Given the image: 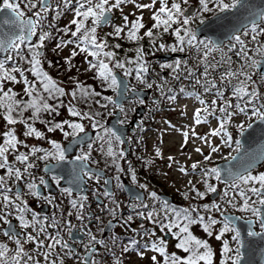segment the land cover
Returning <instances> with one entry per match:
<instances>
[{"label":"snow or ice","instance_id":"1","mask_svg":"<svg viewBox=\"0 0 264 264\" xmlns=\"http://www.w3.org/2000/svg\"><path fill=\"white\" fill-rule=\"evenodd\" d=\"M129 5L131 10L125 13ZM69 15L60 26L58 22ZM212 35L228 36L227 44L209 38ZM49 45L55 56L69 50L63 65L49 58ZM158 52L188 56L160 64L153 79L150 57ZM217 52L223 54L217 58ZM78 56L87 65L84 71L92 73L103 91L79 76H69L66 82L50 74L52 68L79 72L74 64ZM128 78L147 89L155 88L173 111L180 97L194 102L192 122L186 128L165 121L168 128L181 133L182 152L196 140L210 150L205 154L195 147L202 159L178 167L182 175L199 177L195 182L189 179L187 191L181 194L185 200H204L217 193L218 184H224L220 199L226 207L216 201L177 207L137 181L136 170L120 147L125 143L123 133L107 126L105 119L107 112L116 115L118 124L127 123L123 100L129 92H137ZM262 88L264 7L253 0H198L195 10L190 0H0V264H65L66 259L73 264H100L97 245L105 253L112 252V264H123V254L130 251L141 259L151 252V264H250L257 239L264 240V171H255L264 162V143L246 147L244 138L255 124H264ZM109 90L119 99L103 94ZM116 110L125 113V118ZM62 111L66 118L57 120ZM181 115H187L186 111ZM202 125L209 126L204 134L197 132ZM52 133H60L61 139L53 138ZM212 138H218V143ZM223 149L230 150L227 156ZM94 151L110 158L106 166L117 173L104 179L105 185L114 179L116 188L124 189L121 174H130L151 202L137 194L138 202L129 205L132 213L118 220L120 204L114 193L110 188L102 193L115 205L108 211L112 220L122 221L121 227L131 228L134 218L153 226L150 230L143 225L131 229L134 235L123 243L119 255L87 225L77 229L71 220L61 223L55 212L41 216L27 198L59 208L55 196L45 195L55 186L76 211V219L84 221L88 197L80 194L81 185L85 178L99 183L104 171L90 166L100 163L93 158ZM217 154L231 166H208ZM154 158L163 159L159 147ZM167 160L168 168L179 164L173 156ZM120 161L129 164L127 172ZM143 163L148 167L154 161ZM213 180L217 183H211ZM65 181L68 186H62ZM198 183L204 191L197 188ZM229 208L242 215L229 214ZM237 221H243L246 230ZM65 230L68 239L62 234ZM83 237H87L86 243ZM111 239L115 245L119 237ZM213 239L218 247L211 243Z\"/></svg>","mask_w":264,"mask_h":264},{"label":"rangeland","instance_id":"2","mask_svg":"<svg viewBox=\"0 0 264 264\" xmlns=\"http://www.w3.org/2000/svg\"><path fill=\"white\" fill-rule=\"evenodd\" d=\"M191 6H194V8H196L198 6V0H190ZM131 5H129L128 7L125 8V13H128L131 10ZM23 8V5H22ZM139 14V13H137ZM145 23H148V13L147 11H145ZM117 23L120 22L119 17L120 14L117 13ZM70 15L62 18L64 20L63 24L67 23V20L70 19ZM106 31L109 29H105ZM226 49V48H225ZM227 51V49L225 50ZM64 54L69 55V50L65 49ZM215 55L217 56V58H219L222 53L217 52L215 53ZM194 57V56H193ZM54 63H56L57 61H53ZM172 62V61H171ZM171 62H164V63H171ZM61 65H63V59L61 60ZM74 64L77 65V67L80 69L79 72H77L76 68L72 69V72H67L65 73L64 77L62 79H64L67 82V77L69 76H78L81 75L82 73H84V69L87 67L86 64L83 63V57L82 56H78L75 58L74 60ZM160 64H158L159 67ZM63 72H65L64 68H60ZM160 68H156V70H159ZM74 73V75L72 74ZM56 77V76H54ZM83 81H85L87 84L92 85L93 87H95L97 89V91H103L102 88L99 85V81L93 80L92 79V73L90 75H88ZM262 91H264V88L261 89ZM114 92H112L111 90L104 92V95H111ZM160 95V94H159ZM181 98V97H180ZM179 98V99H180ZM168 103V102H166ZM95 107V106H94ZM133 108L134 106H132L130 108V106H127L125 108V113H127L128 116L131 115V113L133 112ZM176 110H169L167 111V114L162 113L161 114V118L156 119V123H154V125L156 126V129L154 131V133H150L148 135L151 136L150 139V148L143 147L141 149V153L144 155V158L146 160H153L154 163L153 165H150L149 167L152 169V171L155 173V175L159 178L158 181L161 182V184H163L165 186V191H162V188H160L162 193H166L169 194L170 196H173L175 199L174 202V206L177 207H187L190 203H192L194 206H202L204 203H212L213 201L219 202L221 203L222 207H226V205H224L223 201L220 199V197L223 194V190L225 185L224 184H218V197L216 200H212L211 199V194L206 195L204 200H200V199H195L193 200H185L184 198H182L180 195L181 193H183L185 190H187L186 184L187 181L189 179H192L194 182L197 181L199 179V177L197 176H185L182 175L178 170L176 171L175 168L179 167V166H185L188 167L190 166L191 163L202 159V157H200L199 154L194 152L195 147H201L204 151L205 154H207L210 150L207 146L203 145L200 141L196 140V141H190L188 143V145L184 148L183 152L181 151V142H182V136L181 133L178 131H174L170 128H168V125L165 123V121H172L173 124L176 125L177 128H186L188 125L191 124L192 122V113H193V108H194V102L190 99L187 98H183L181 100V102L175 106ZM157 110H153L152 112H156ZM182 111H186L187 115H181ZM124 113V114H125ZM107 115V112H105V116ZM158 113H153L152 115L145 116L144 117V122H143V127L145 125H149L152 126V122L154 120V117L157 116ZM168 116V118H167ZM62 118H66V113H64L62 111L61 116L57 117V120L62 119ZM239 119H243V117H239ZM41 128H43L42 125H39ZM215 126V121H212V127ZM142 127V128H143ZM142 128L140 129V133H138L139 135V142L138 145L140 147V142H141V138L144 136V134L142 133ZM209 130V126L208 125H202L199 126L197 128V132L204 134ZM53 138L55 139H61V134L60 133H55L53 136ZM213 139V143H218V138H212ZM29 143H42V142H38L35 140H30ZM145 145V141L142 142V146ZM46 146V145H44ZM115 146V145H114ZM159 147L163 153V159L161 158H154V152L155 149ZM223 155L227 156L228 152L230 151L229 149H223ZM96 152V151H94ZM169 156H173L175 157V159L179 162L178 165H173L172 168H168L167 164H168V160L167 158ZM189 157H191V159H189ZM221 162H224L223 159H221L220 155H215L214 156V161L212 165H208V166H214L216 164H219ZM178 169V168H177ZM255 171H264V164L255 169ZM164 173H167V176L164 175ZM180 174V176H179ZM211 183L216 184L217 182L215 180L211 181ZM197 188L200 191H204V186L202 184H197L196 185ZM177 189H179V191H177ZM189 196H193V194H189ZM230 210H233L231 208L228 209V212H230ZM235 211V210H233ZM87 210H84V213L86 214ZM232 213H236L239 215H242L239 212H232ZM218 215V214H215ZM141 224H138L137 222L133 221L131 224V228H124L121 227L119 228V232L121 230L123 231H128L127 235L129 238L133 237V232L131 231V229H140ZM144 228L147 229H151L153 226L147 221L146 224L143 225ZM124 228V229H123ZM194 231L196 232L197 235H203L198 229H194ZM121 233V232H120ZM159 231L157 229V235H159ZM129 239H125L123 242L120 243V246L118 248V255L121 254V247L123 245V243H127ZM211 243L213 244L214 247H218L219 246V242L215 241L214 239L211 241ZM152 255L151 252H148L146 254V256L141 259L139 256L136 255V253L134 251H130L126 254H123L122 259H123V264H151V261L149 259V257ZM112 260H110V264H112Z\"/></svg>","mask_w":264,"mask_h":264},{"label":"flooded vegetation","instance_id":"3","mask_svg":"<svg viewBox=\"0 0 264 264\" xmlns=\"http://www.w3.org/2000/svg\"><path fill=\"white\" fill-rule=\"evenodd\" d=\"M193 54L195 55V53ZM166 74H167L166 72L163 73V75H166ZM159 101H160V98L157 99L156 101H154L153 99H148L147 101H144L143 104L146 106V113H148L149 111H152L153 109H156L157 111L163 110V107L157 108V104ZM132 102H135V104L137 105H142L139 103V100H134ZM143 122H144V119L142 117L140 119L139 126L136 128V131L129 134L128 136L129 148H130L129 152L131 153V150H132L133 155L131 157L129 153V155L126 156V160L130 162L132 168L136 170L137 181L139 183L147 184L150 191H156L162 199H167L170 203L174 205V202H175L174 197L170 196L169 194L161 192L160 190L161 182L158 181L159 178H157L154 174H151L150 172H145L143 170V167L140 166L141 163L136 162L135 152L139 149L138 133H140V129L143 127ZM149 127H150L149 125L148 126L145 125L142 129L145 130ZM54 134L55 133H52L49 135L53 136ZM93 158L96 160H99L100 163L98 165H92V166H94L95 168L97 167V168L106 170L107 177L113 178L115 175H117L113 167H110L107 169L104 166L107 158L104 157L101 153L97 151L93 152ZM120 163H121V166L127 172L129 164L126 163L125 161H120ZM36 174L41 175L43 173L37 172ZM47 178L48 177H46V179ZM104 179H107V178L102 177L101 181L99 183H96L95 180H87V178H85L86 183L81 185L80 194L87 195L88 197L87 206L84 209V210H87L86 214L84 213V210H83V214L85 216L84 221H78L76 219V216H77L76 211L70 207L68 200L60 195L58 189H56L55 186H52L49 190H46L45 195H48L50 193L51 195L55 196L56 197L55 203L59 204V208L53 207L52 205H48L47 203L43 202V200L35 201L31 197H27V198L29 199V202L32 205V207L36 209L40 213L41 216H44V215L51 216V214L55 212L57 217L61 219V223H63L65 220H71L72 224L76 225L77 229H79L82 224L87 225V228L90 229L93 232V234L97 236V239H104L106 243L108 244V246L112 248L113 252H115L118 255V252H119L118 245H119L120 240H123L125 239V237L128 236L127 230L126 231L121 230L120 231L121 233L119 232L120 223L122 222V221L118 222L119 218L127 217L128 215L132 213V210L129 207V205L131 203L138 202L135 199L137 194L143 197L146 203H151V202L147 198L148 197L147 192L139 188L137 184L132 182L130 174H121V182L125 185L124 189L116 188V181L114 179L112 180V184H113L112 192L114 193L115 200L119 202L120 204V210L117 213L118 220H112V216L110 212L108 211V209L115 207V205L112 203L111 199L106 198L102 195V193L106 189V185L103 183ZM127 185H132L136 187L138 189L137 193H134V195H130V193L127 191V188H126ZM62 186H65L63 182H62ZM86 187H87V190L84 191V188ZM162 189H164L162 191H165L164 187ZM95 193L100 194L99 198L97 197ZM105 205H107V208L104 207ZM68 212H72V215L68 216L67 215ZM96 217H99V221L96 220ZM110 220H112V227L108 231H106L108 222ZM134 221L141 225H144L147 223L146 220H142L140 218H134ZM102 227L105 228L104 233L100 232V228ZM62 234L64 235L65 239H68L66 230ZM113 236L119 237V240L117 241L115 245H113L112 239H111ZM76 238L79 240L81 236L77 234ZM83 239H84V242L86 243L87 237H83ZM126 239H128V237ZM97 247L99 248V253L97 254L96 259L100 261V264H110V260L113 259L112 252L105 253L103 246L97 245ZM78 250L80 251L81 255L85 254L82 247H80ZM65 264H73V261L66 259Z\"/></svg>","mask_w":264,"mask_h":264},{"label":"water","instance_id":"4","mask_svg":"<svg viewBox=\"0 0 264 264\" xmlns=\"http://www.w3.org/2000/svg\"><path fill=\"white\" fill-rule=\"evenodd\" d=\"M253 3H255L257 6L264 7V0H253ZM209 38H211L213 40H221L223 42L228 40V36L212 35ZM175 56L176 57H183V55H181V54H166V55H160L159 57L162 59H170V58L175 57ZM127 82H128V80H127ZM148 96H149V91L137 90L136 93L127 94V96L123 100V104L128 99H132V98L146 99ZM115 99H119V98L116 96ZM137 113L139 115H142V111L140 109L137 110ZM117 114L119 115V117L121 116V113H119V111L117 112ZM134 124H136L135 120L132 122L131 126H133ZM108 125L112 126V127L119 128L120 131L123 133V139L125 140V143H127L126 136L128 135V132L130 130H132L131 127L120 126L117 122L116 115H114V117L110 120ZM244 139L246 142V147L251 145L252 148H257L261 143H264V124H255L253 126V129L249 130V134H246ZM232 163L235 164L237 162L234 161ZM263 163L264 162H261L260 164H258L256 166V168L261 166ZM219 165L221 166V168L231 166V165H228L226 162H223ZM129 188H134V187L131 186ZM217 196H218V193H214L212 195V198L215 199ZM231 215H235V214H231ZM236 216H238V215H236ZM237 226L243 227V229H245V230L247 228V225L244 224L243 221H237ZM256 247H257L256 255L254 257L250 258V264H264V240L257 239V246Z\"/></svg>","mask_w":264,"mask_h":264},{"label":"trees","instance_id":"5","mask_svg":"<svg viewBox=\"0 0 264 264\" xmlns=\"http://www.w3.org/2000/svg\"><path fill=\"white\" fill-rule=\"evenodd\" d=\"M125 47L127 48V47H130V45H128V44H126L125 45ZM50 49L51 48H49V54H50V58L52 57L53 59V61H59V63H61V59H60V57L59 56H55L53 53H51V51H50ZM47 67V66H46ZM49 72H50V74H52L53 76H59L61 79L64 77V75H65V73H66V71L65 72H63L61 69H59V70H57L56 68H52V69H49ZM131 81H135V80H133V79H130ZM110 96H112V95H110ZM111 107V106H110ZM38 127H40L39 125H37ZM41 128V127H40ZM192 194V193H191Z\"/></svg>","mask_w":264,"mask_h":264},{"label":"bare ground","instance_id":"6","mask_svg":"<svg viewBox=\"0 0 264 264\" xmlns=\"http://www.w3.org/2000/svg\"><path fill=\"white\" fill-rule=\"evenodd\" d=\"M178 168V167H177ZM177 168H175V170L177 171L178 169ZM190 170V169H189Z\"/></svg>","mask_w":264,"mask_h":264}]
</instances>
